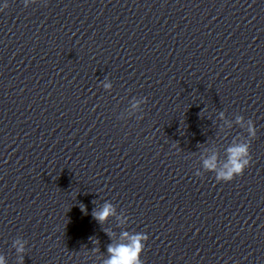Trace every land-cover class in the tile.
I'll list each match as a JSON object with an SVG mask.
<instances>
[{
  "label": "clouds",
  "instance_id": "obj_1",
  "mask_svg": "<svg viewBox=\"0 0 264 264\" xmlns=\"http://www.w3.org/2000/svg\"><path fill=\"white\" fill-rule=\"evenodd\" d=\"M8 5L5 4L6 8ZM249 134L254 135L255 131L251 123L249 124ZM249 145L239 144L231 147L229 151V161L227 163L226 171L221 172L218 179H223L225 181H232L235 176L243 175L245 168L250 164L251 157L249 155ZM216 158L205 160L204 165L210 170H214L216 167ZM113 209L110 205H106L104 209L95 214V218L101 222L107 219L111 215ZM125 238H128V233L122 234ZM148 236L144 234H136L132 236L128 243L119 244L116 246H109L108 253L110 254L109 259L105 261V264H143L141 260L142 252L144 251L145 242ZM18 251H23V245L18 247ZM0 264H4L2 258H0Z\"/></svg>",
  "mask_w": 264,
  "mask_h": 264
}]
</instances>
